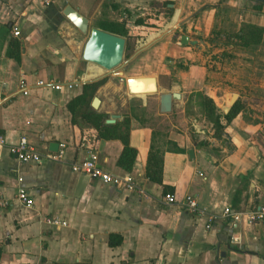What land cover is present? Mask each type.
I'll return each mask as SVG.
<instances>
[{
	"label": "crops",
	"instance_id": "1",
	"mask_svg": "<svg viewBox=\"0 0 264 264\" xmlns=\"http://www.w3.org/2000/svg\"><path fill=\"white\" fill-rule=\"evenodd\" d=\"M220 1L0 0V134L7 144L0 147V264H264V227L233 226L222 216L225 208L264 206V150L249 139L241 114L223 123L221 139L203 142L195 125L188 132L180 122L168 121L160 128L147 116L154 96L153 117L164 121L184 112L185 103L197 93L215 105L226 99V93L220 94L207 80L200 53L189 43L181 44V37L188 36L183 30L207 31L203 27L213 23ZM152 3L172 9L165 25L147 17L154 16L148 14V8H156ZM225 3L245 5L238 12L239 22L264 29L263 4ZM68 5L92 28L101 20L123 21L138 37L134 52L119 69L108 72L82 60L87 36L63 16ZM157 17L166 19L163 12ZM127 75L154 77L158 94L130 96ZM104 78L94 95L98 109L91 110L107 115V120L116 116L115 123L129 118L128 145L136 151L130 172L117 166L121 141L96 137V130L82 121L73 125L67 109L84 84ZM39 80L78 85L54 91L35 87ZM22 81L30 86L28 96L20 92ZM165 93L180 96L167 114L159 109V97ZM133 100L139 104L131 105ZM92 129L95 134L89 136ZM21 138L42 156L39 163L21 164L8 153V146ZM51 144L65 145L61 161L45 158L57 152ZM88 151L97 154L104 171L131 176L135 188H115L72 172L71 166L85 160ZM19 187L29 193L31 208L18 201ZM166 194H173L175 202H165ZM186 196L196 201L195 213L184 209ZM52 218L66 226L47 224ZM109 237L121 243L110 247Z\"/></svg>",
	"mask_w": 264,
	"mask_h": 264
},
{
	"label": "rangeland",
	"instance_id": "2",
	"mask_svg": "<svg viewBox=\"0 0 264 264\" xmlns=\"http://www.w3.org/2000/svg\"><path fill=\"white\" fill-rule=\"evenodd\" d=\"M225 2L226 0H221L218 3L219 6L211 26L208 27L205 23L203 27L204 29L207 28L205 33L193 34L188 30H183L182 33L190 36V38L187 36L189 45H191L195 53H200L202 56V62L210 76L207 80L219 88L218 92L220 94L226 93L227 95L225 100H219L218 105H215L217 107L216 114L224 115L222 107L229 105L232 94H237L238 111L249 126V139L258 148L264 150V29L262 38L257 45H245L242 40L237 38V33L242 28V23L239 22L237 16L240 9L246 6L230 7ZM162 4L153 5L152 3L151 6L156 8H152V10L148 8V14H153L154 16L149 15L147 17L165 25L167 16L166 9ZM157 10H159L158 12H163L165 20H158ZM127 59L124 58L123 63ZM199 62L193 61V64H198ZM177 66L178 69H183L184 67L182 65ZM132 77L135 76L127 75V78ZM205 97L202 93H197L195 96L192 95L184 105V112L180 113V115L175 113L174 118L171 117L164 121L161 117L157 119L153 117L157 102V96H154V99L149 100L151 108L147 116L152 121L150 124L163 128V125L166 126L168 121L171 123L180 122L187 128V132L192 129V125H195L201 132L202 142L210 139V137L217 139L218 136H221L222 131H216L215 117L207 110ZM138 104L139 102L137 101H131V105L137 106ZM221 122L224 123L223 120ZM88 126L91 127L90 125ZM88 133L89 136H94L95 131L92 129Z\"/></svg>",
	"mask_w": 264,
	"mask_h": 264
},
{
	"label": "trees",
	"instance_id": "3",
	"mask_svg": "<svg viewBox=\"0 0 264 264\" xmlns=\"http://www.w3.org/2000/svg\"><path fill=\"white\" fill-rule=\"evenodd\" d=\"M166 9V16L170 17L172 15V9L164 5ZM255 10L261 11V6H255ZM137 24L142 25V21L137 22ZM96 28L107 32L112 35H116L125 39V51L124 57L128 58L132 55L135 50V44L138 39L137 36L131 35L130 31L125 22L101 20L96 22ZM263 28L252 25V24H242V28L237 33V38L242 40L245 45L259 43L262 38ZM18 62L19 59L16 58ZM106 78L101 79L96 82L84 84L82 86V91L79 96L73 98L68 104L67 109L71 115V123L77 125L78 121H82L90 125L96 130V137L103 140H119L123 144V150L117 160V166L121 169L130 172L133 168L135 162L136 151L129 147L128 145V133H129V118H125L122 122L115 124H106L107 115L99 114L91 110L90 103L99 87H101L105 82ZM206 108L211 115L215 117V127L216 131L221 132V136L217 139H221L224 134L225 126L221 122L223 120L225 125H228L238 114V105L235 104L230 112L226 115L216 114L217 107L215 106L212 99L205 97ZM147 175L152 180L151 172H147ZM157 183H160V179H155ZM115 237H109L108 245L110 247L117 246L121 243V240L116 241ZM115 240V241H114Z\"/></svg>",
	"mask_w": 264,
	"mask_h": 264
},
{
	"label": "built area",
	"instance_id": "4",
	"mask_svg": "<svg viewBox=\"0 0 264 264\" xmlns=\"http://www.w3.org/2000/svg\"><path fill=\"white\" fill-rule=\"evenodd\" d=\"M13 35H19L17 28L13 29ZM77 85L78 83L63 84L52 80H39L34 84L35 87H47L54 91H61L63 88L71 90ZM19 89L23 96H28L30 89L29 85L22 81L19 85ZM85 144H88V140H85ZM6 145L5 137L0 134V147H4ZM64 151L65 145L60 144L56 153L47 154L45 158L51 161H61L64 157ZM8 153L21 164L39 163L42 159V156L37 153V151L25 138H21L15 145L8 146ZM71 171L82 174L90 180L100 182L104 185L113 186L115 188H122L125 190H133L135 188L134 180L131 176L127 175L125 177H119L101 169L97 162V154L93 151H88L87 158L85 160L80 163L73 164L71 166ZM18 182L21 183L22 179L19 178ZM17 199L27 209L31 208L33 205V201L29 196V193L23 187H19L17 190ZM164 200L168 204H172L175 202V196L173 194H166L164 196ZM182 204L184 209L189 213H195L197 210V203L190 196H186ZM222 216L230 220L233 226L242 223L245 226L264 227V206L248 211H233L231 208H225L222 212ZM211 221L212 220L210 219L209 222ZM46 223L55 226H66V222L53 218L47 219Z\"/></svg>",
	"mask_w": 264,
	"mask_h": 264
},
{
	"label": "water",
	"instance_id": "5",
	"mask_svg": "<svg viewBox=\"0 0 264 264\" xmlns=\"http://www.w3.org/2000/svg\"><path fill=\"white\" fill-rule=\"evenodd\" d=\"M253 3H261L264 0H251ZM63 16L83 35L87 36L81 58L83 61L94 64L105 71L119 69L123 64L125 39L116 35L109 34L97 28L90 27L89 20L81 15L71 6H66L62 11ZM189 38L181 37V44L187 45ZM127 93L130 96H146L158 93L157 82L154 77H132L125 81ZM178 93H165L159 97V109L161 113L167 114L171 111L173 100L179 99ZM238 95L232 94L229 105L222 107L224 115L228 114L236 104ZM94 110L98 109L99 100L94 97L90 104ZM117 117L112 116L106 120V124H114ZM50 149L58 150L57 144H51ZM193 157V152H188Z\"/></svg>",
	"mask_w": 264,
	"mask_h": 264
}]
</instances>
